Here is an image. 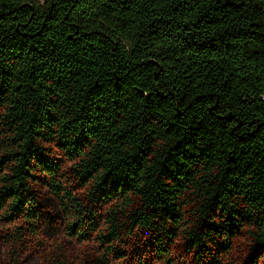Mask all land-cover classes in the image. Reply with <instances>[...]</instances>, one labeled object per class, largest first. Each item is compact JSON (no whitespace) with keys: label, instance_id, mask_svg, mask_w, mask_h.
<instances>
[{"label":"trees","instance_id":"obj_1","mask_svg":"<svg viewBox=\"0 0 264 264\" xmlns=\"http://www.w3.org/2000/svg\"><path fill=\"white\" fill-rule=\"evenodd\" d=\"M48 200L94 264H264V0H0V264Z\"/></svg>","mask_w":264,"mask_h":264},{"label":"rangeland","instance_id":"obj_2","mask_svg":"<svg viewBox=\"0 0 264 264\" xmlns=\"http://www.w3.org/2000/svg\"><path fill=\"white\" fill-rule=\"evenodd\" d=\"M47 208L51 212H55L54 215H49L46 219V223L44 226V236L43 238L48 241L47 249L40 250V253H32L30 255H26L24 261L20 264H47L48 258H53L56 254H61L63 249L66 251H70L73 258V264H94L95 262V247L87 244H78L72 241H68L63 238L60 228L58 227L57 219L58 215L56 213V209L54 206V202L48 200ZM1 244V240H0ZM57 246H60L58 248ZM245 249V242L243 238L235 247V250L230 257V261L234 262L241 257L242 252ZM181 252V253H180ZM175 253L179 255V258L183 256V252L181 247H177ZM3 258L5 255L3 254ZM112 260L114 259L113 257Z\"/></svg>","mask_w":264,"mask_h":264}]
</instances>
